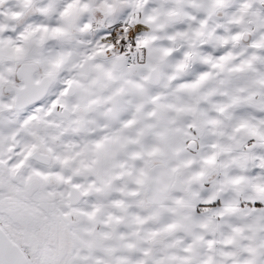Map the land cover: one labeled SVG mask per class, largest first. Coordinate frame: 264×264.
Listing matches in <instances>:
<instances>
[{
    "label": "snow or ice",
    "instance_id": "6c2138e0",
    "mask_svg": "<svg viewBox=\"0 0 264 264\" xmlns=\"http://www.w3.org/2000/svg\"><path fill=\"white\" fill-rule=\"evenodd\" d=\"M0 264H264V0H0Z\"/></svg>",
    "mask_w": 264,
    "mask_h": 264
}]
</instances>
